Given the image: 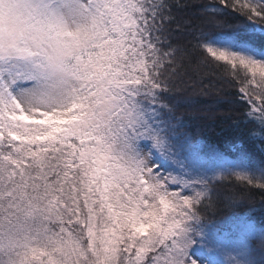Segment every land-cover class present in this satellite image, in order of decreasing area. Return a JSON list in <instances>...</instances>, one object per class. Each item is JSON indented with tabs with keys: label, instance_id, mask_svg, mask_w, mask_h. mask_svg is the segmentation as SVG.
Here are the masks:
<instances>
[{
	"label": "snow or ice",
	"instance_id": "obj_1",
	"mask_svg": "<svg viewBox=\"0 0 264 264\" xmlns=\"http://www.w3.org/2000/svg\"><path fill=\"white\" fill-rule=\"evenodd\" d=\"M189 7L0 0V264H264L255 210L212 218L217 183L264 191V0L195 5L244 18L214 34ZM212 64L253 125L228 152L176 115Z\"/></svg>",
	"mask_w": 264,
	"mask_h": 264
},
{
	"label": "trees",
	"instance_id": "obj_2",
	"mask_svg": "<svg viewBox=\"0 0 264 264\" xmlns=\"http://www.w3.org/2000/svg\"><path fill=\"white\" fill-rule=\"evenodd\" d=\"M190 5L189 16L193 23L207 34L228 30V26L242 25L244 18L228 15L223 18V28H217L213 22L218 18L201 12L195 5L217 4L219 0H186ZM200 15L201 19H195ZM199 56V53L196 54ZM195 63V62H194ZM240 75L241 80L244 79ZM231 76V72L222 65L212 64L205 68L200 66L198 70L187 68L182 77L180 85L181 105L176 111L178 117L190 121L191 127L200 136L209 142L216 143L223 151L228 152L233 143L246 141V133L253 127L252 124L240 123L239 128L234 127L237 122L246 120L244 116L247 106L241 104L238 99L239 84ZM251 91V88H249ZM259 158V157H257ZM227 184L215 185L219 194L216 207V215L213 219L220 220L233 214H247L255 210L256 220H264V191L246 186L235 178H227ZM219 185V186H218ZM227 196H236L240 199L242 206L230 208L224 206Z\"/></svg>",
	"mask_w": 264,
	"mask_h": 264
},
{
	"label": "rangeland",
	"instance_id": "obj_3",
	"mask_svg": "<svg viewBox=\"0 0 264 264\" xmlns=\"http://www.w3.org/2000/svg\"><path fill=\"white\" fill-rule=\"evenodd\" d=\"M215 24H216V20L213 22V25H215ZM228 70H229V69H228ZM229 71H230V70H229ZM238 73L242 74V73L239 72V71H238ZM242 75H243V74H242ZM227 77H228V76H227ZM228 78H229V80H230V78L233 80V76H232V75L229 76ZM250 88H251V91H253V88H252V87H250ZM251 91H250V92H251ZM218 184L220 185V183H218ZM221 184H224V185H221V186H225V184H227V180H226V181H225V180L221 181ZM219 185H218V186H219Z\"/></svg>",
	"mask_w": 264,
	"mask_h": 264
}]
</instances>
